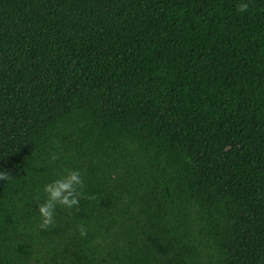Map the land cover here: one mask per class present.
Listing matches in <instances>:
<instances>
[{
    "label": "trees",
    "instance_id": "16d2710c",
    "mask_svg": "<svg viewBox=\"0 0 264 264\" xmlns=\"http://www.w3.org/2000/svg\"><path fill=\"white\" fill-rule=\"evenodd\" d=\"M0 171V264H264V0H0Z\"/></svg>",
    "mask_w": 264,
    "mask_h": 264
},
{
    "label": "clouds",
    "instance_id": "9594fccd",
    "mask_svg": "<svg viewBox=\"0 0 264 264\" xmlns=\"http://www.w3.org/2000/svg\"><path fill=\"white\" fill-rule=\"evenodd\" d=\"M248 9V3H241L237 5L236 10L238 12H246ZM56 159L57 157L55 155L51 156L52 162ZM11 177L9 173L0 171V181L9 180ZM83 187L84 181L79 170H70L61 178L45 185L43 192L46 194V200L37 207L39 217L41 218L39 227L44 230L53 225L55 209L58 205L67 209L76 208L80 198L84 196L82 192ZM84 198L89 200L95 199V197L92 196H84ZM79 232L81 236L87 234V230L84 228L83 224L79 226Z\"/></svg>",
    "mask_w": 264,
    "mask_h": 264
}]
</instances>
